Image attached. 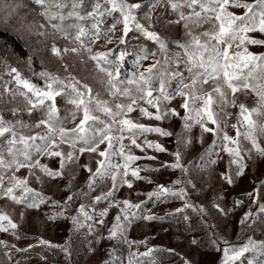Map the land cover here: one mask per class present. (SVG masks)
Wrapping results in <instances>:
<instances>
[{
	"label": "snow or ice",
	"instance_id": "6c2138e0",
	"mask_svg": "<svg viewBox=\"0 0 264 264\" xmlns=\"http://www.w3.org/2000/svg\"><path fill=\"white\" fill-rule=\"evenodd\" d=\"M30 3L33 8H28L23 0H0V17L5 24L17 19L18 31H27L45 40L51 38L48 50L60 61L65 75L61 77L48 70L43 60L41 70L36 72L32 68L34 56L29 54L26 64L32 76L44 81V86L40 87L9 64L6 57L2 58L10 79L0 91V201H3L0 233H10L17 241L22 238L12 218L17 210L7 211L10 204L21 206V220L27 210L39 211L41 205H46L60 209L45 213L48 220L63 218L71 221L73 230L87 229L86 237L94 238L87 241L89 252H95L94 245L102 240L116 241L128 246L127 264H140L135 259L138 254L131 249L133 245L147 242L128 239L131 225L139 219L163 221L165 217L137 215L132 210L141 209L146 201L133 203L127 198L117 199L116 193L125 185L133 189L134 181L154 183L150 176L140 173L159 172L160 168L148 165L129 168L131 162L157 159L156 155H135L133 147L141 152H145V146L157 153L168 152L158 139H148L147 134L177 137V150L168 152L174 162H162L161 167L179 169L185 178H178L168 186L157 183L153 190L136 192V195L146 196L148 200L163 198L165 202L169 197L179 199L183 207L177 208L176 213L190 208L201 217L207 215L203 205L188 199L189 186L195 194L200 190L189 176L192 162L189 167L182 163L181 144L185 149L193 147L194 141L203 146L205 134H210L212 142L200 155L202 163L195 167L210 171L224 158L221 153H226L227 166L219 176L228 185L244 175L246 160L264 158V51L250 50V46L264 48V0H30ZM22 9L27 12L21 14ZM157 11L170 12L172 18L160 20L154 16ZM33 13L44 22H28V15ZM107 18H111V24L102 27ZM89 21L90 26L86 27L85 22ZM158 22L163 23L165 29L174 26L182 30V36L172 38L163 34L157 30ZM130 33L150 41L154 50L145 47L129 53L130 39L137 38L130 37ZM58 38L69 41L71 46L59 47ZM69 54L80 58L81 64L94 63L109 99H102L99 91L93 94L88 83L72 75L64 62ZM129 55L135 56V70L122 78ZM148 60L152 63L144 68L143 62ZM141 68L144 70L139 71ZM154 80L158 81V87L154 86ZM173 80L176 87L170 90ZM13 83L15 87H10ZM249 95L255 97L251 107L240 99L243 96L246 100ZM58 97L72 106L63 118L59 115ZM19 102L24 106L18 107ZM237 108V113L229 111ZM132 113L137 115L131 117ZM25 116L31 123L25 122ZM233 116L234 123L230 122ZM145 118L148 123L144 122ZM172 119L182 121L181 132L174 134L151 123ZM66 123L72 126L66 127ZM197 126L199 135L194 137L192 131ZM229 128L235 130V136L229 134ZM25 129L42 131L26 135ZM140 137L144 138L142 142H138ZM65 145L67 148L63 147ZM86 154L87 160L82 162L81 157ZM114 157L121 158L123 163L114 162ZM45 158H56L58 167L42 162ZM22 169L26 175L20 174ZM80 170L87 173L85 186L72 191ZM59 180H66L63 190L70 193L62 202L43 193L46 181ZM109 180L111 186L105 190L102 186ZM31 185H39V189ZM176 185L180 187L177 189ZM97 188H100L99 194L91 195ZM245 195L253 197L252 192ZM79 197L91 202L80 203L75 215H67ZM242 203L239 199L234 201L235 206ZM213 207L227 215L215 201ZM113 208L117 212L105 236L101 230L106 227ZM259 217H264V203L259 204L255 214L251 208L244 213L239 221L241 228H253ZM183 218L190 219L187 214ZM210 227L215 228V225ZM198 243L195 238L191 240L192 245ZM209 243L215 251L222 252L221 264H236L246 253H252L247 264H264V260L258 259L264 257V239L249 236L245 243L235 246L213 232ZM39 244L59 249L67 264H72L70 242L60 245L40 239ZM31 247L33 245L20 248L0 239V250L7 264H21L20 260H14L13 252H28ZM116 251L115 247L107 249L108 259L103 264H123ZM152 251L148 248L139 255L148 256ZM41 259L46 260L43 256ZM5 260H0V264H5ZM184 264L192 262L185 259Z\"/></svg>",
	"mask_w": 264,
	"mask_h": 264
},
{
	"label": "rangeland",
	"instance_id": "374dc122",
	"mask_svg": "<svg viewBox=\"0 0 264 264\" xmlns=\"http://www.w3.org/2000/svg\"><path fill=\"white\" fill-rule=\"evenodd\" d=\"M23 2L28 6V8H33L34 6L31 5L30 0H23ZM130 2H134L133 0H130ZM27 12V9H22L21 14H24ZM28 22H32L33 20H39L40 22H44L41 18L36 17L35 14H29L27 17ZM166 21V19H165ZM20 25L17 19H13L9 24H5L3 21V18L0 17V31L5 32L8 35H11L12 37H15L20 40V42L26 47V49L29 51L30 54H33L35 58L41 63V60L44 61V65L51 71L58 73L60 76H64L65 73L63 69L60 66V61L51 55L50 51L48 50L51 45V38H48L45 40L43 37H39L36 35H30L27 31H18ZM163 28L164 24H163ZM169 32V34L174 38H179L182 36V30L177 29L176 27H171L168 29H165ZM57 45L59 47L63 46H71L69 41H65L63 39H57L56 41ZM250 50L254 52L258 51H264V48H260L259 46H250ZM65 63L69 65V71L72 73V75L76 76L77 78L81 79L83 82L88 83L89 85H95L96 89L101 93V97L107 96V94L103 91L102 85L100 84V77L97 74V72L94 69V63L91 61H88L86 64H81L80 58L76 57L73 54H69L65 57ZM10 78H8L6 81H8ZM95 83V84H94ZM10 87H15V84H11ZM156 95V93H154ZM242 101H244L249 107L254 106L255 104V97L254 95H249V97L245 100L243 96L240 97ZM173 103H176V101H173ZM23 104L22 102L18 103ZM17 104V105H18ZM229 111L233 113L238 112L237 109H229ZM183 114V113H182ZM137 113L130 114L131 117L136 116ZM144 122L148 123L147 119L145 118ZM232 123L235 122V116L231 118ZM153 124H159L160 126L172 131L174 134L181 132V126L182 121L179 119H172L170 121H164V122H155L152 121ZM229 134L235 136V130L229 128ZM192 135L194 137H197L199 135V129L198 126L193 129ZM148 139L152 140H159L163 144V146L168 149V152H175L177 150V143L176 139L177 137L173 135L172 137H157L156 134H147ZM143 137H140L138 139V142L143 141ZM213 137L210 134H205V142L204 145L201 146L198 142L194 141V146L185 149L183 145L181 144L180 150L182 152V163L185 164V161H191V159L194 160L192 173H190V178L193 179L196 183L197 189H199V194H195L192 192L190 186L188 188L189 191V197L188 199L196 204V205H203L207 210V215H204L201 217V220H203L204 223L208 225V229L210 231V234L213 232L217 233L219 236H222L226 238L232 245L240 246L243 243H245L248 239V237H245L246 232H250L251 228H248L245 226L243 229L241 228V225L239 223L240 219L243 217L244 213L249 211L251 208L252 212L259 208L260 203H264V186H262L264 183V158L254 157L253 160H246L245 163L247 164V167L245 169V173L243 176L237 178L235 180V183L233 185H228L225 181H223L220 176L219 172H222L226 169L227 166V154L221 153V155L224 157L222 160H218L217 164L212 167L210 171H200L195 165L201 164L200 155L205 151L207 146L211 144ZM125 143H129V141L125 140ZM262 146H264V138H262ZM64 148H67V146H63ZM217 150H219V144L217 146ZM127 151V150H126ZM168 152L165 153H157L154 152L153 149H149L145 146V152H141L140 149H135L133 147V154L138 156H144L147 155H156L157 159L155 161H158L160 163L162 162H168L173 163L174 157L168 155ZM207 157L205 156V160ZM87 160V154L85 156L81 157V161L84 162ZM114 162L117 163H123V160L119 157L113 158ZM144 161V159L131 162L129 165L130 170L132 168H137L139 165ZM42 162L49 163L52 167H58L56 158H53L52 160H48L45 158ZM94 166V164H93ZM235 167V166H233ZM20 174L26 175L25 170H21ZM87 178V173H85L83 170H80V174L76 177V180L74 181V186H85ZM131 179V177L129 176ZM185 177L183 174H181L179 179H184ZM62 184L61 186H57L56 183L58 181H53V185L55 189L52 190V194H55V199L59 201H63L66 199V196L70 193L64 191V186L66 184V180H61ZM140 180L134 181L133 183V189H128L125 185L122 188H119L116 193L117 199H130L134 198V191L135 188L140 184ZM245 185H247L246 190L244 189ZM34 187L39 188V185H31ZM111 186L110 180L105 183L102 187L107 190L108 187ZM262 186V187H261ZM59 189H58V188ZM248 188V189H247ZM243 191V192H242ZM100 188H97V191L92 193L91 195L99 194ZM252 192L253 197L249 198L246 193ZM220 196H223V199H219ZM242 200L243 203L239 206H235L234 201L235 200ZM88 201L90 199H86L84 197H81L73 206L71 205L72 213L67 212V215H75L76 209L79 207L80 203L89 204ZM220 204L221 207H223L227 211V215H224L220 213L216 208L213 207V202ZM253 201H256V203H253ZM0 206H3V201H0ZM21 206L16 205H9L7 208V211L10 213L12 212V209L15 208L17 211L13 215V220L18 224V232L27 233V230L25 228L32 227L31 230L34 231L36 236L39 239H44L47 241H50L51 243L64 245L66 242H70V248L72 250V257L71 262L74 264V253L77 252L76 250L78 247L76 245L81 246V250L79 249V256L77 255L76 259L77 264H103V261L108 259L107 255V249L111 247H115L117 250L120 245L122 247H126L128 249V246L123 243H117L116 241H109V240H102L98 245L95 246V252H89L87 249V241L93 240L94 238L91 236H87L83 234L80 240L75 242L73 244V240L69 238V235H64L63 237H60V233L63 232L62 224L64 220H61L58 222V218L56 220H48L46 219L44 222L42 221L41 214L39 212L35 211H29L25 212L24 218L21 220L19 217V209ZM90 211V209H88ZM230 210V211H228ZM50 211V210H49ZM60 211V209H56L53 211H50V214L53 212ZM99 211V208L97 209ZM117 209L113 208L109 212V216L106 220V227L102 229L103 235L107 236V227L111 226L112 218L116 214ZM201 216V215H200ZM66 220V219H65ZM38 221V222H37ZM67 225H70L73 227L70 220H66ZM251 223V221H249ZM42 225L40 228H35L36 225ZM140 225V224H137ZM153 225V224H151ZM148 226L144 225V239L149 244L153 241V235H155V231L157 226ZM211 225H215V228L210 227ZM148 226V227H147ZM264 227V224L262 225ZM161 228V226H160ZM139 226L131 227L130 230L127 233L128 239L133 234V230H138ZM40 230V231H39ZM170 230L173 229L170 228ZM87 231V229H86ZM39 234V236L37 235ZM22 237V234H20ZM174 235V232L173 234ZM252 236L254 239L259 240L255 234L252 233ZM56 239H60V242H57ZM0 239L7 240L10 244L11 243H22L24 241L23 239H20L19 241L15 240L14 237L11 236L10 233H0ZM152 239V241H151ZM178 241H180V248L187 256L186 259L190 260L192 264H221L222 259V252H213V254H208L207 251L202 250L201 247H198L196 245H192L191 241L180 238ZM74 245V246H73ZM223 247V245H221ZM116 251V255H117ZM45 257L46 260H42L41 257ZM14 258V257H13ZM0 260H5L2 254V250H0ZM14 260H18L15 259ZM21 264H67V261L65 259L64 254L61 252L60 258L56 255H47L44 256L42 252L37 253L33 257H30L29 260L20 261ZM5 264H7L5 260Z\"/></svg>",
	"mask_w": 264,
	"mask_h": 264
},
{
	"label": "trees",
	"instance_id": "16d2710c",
	"mask_svg": "<svg viewBox=\"0 0 264 264\" xmlns=\"http://www.w3.org/2000/svg\"><path fill=\"white\" fill-rule=\"evenodd\" d=\"M134 1V0H133ZM90 10V9H89ZM118 15V14H116ZM142 13H140V16L142 17ZM154 16L159 18L160 20H165L168 18H172L170 12H163V11H157L154 13ZM112 22L111 18L106 19L105 25H102V27H107ZM68 23V22H66ZM90 21L85 22V26H90ZM157 30L161 31L163 34L168 35L172 37L167 30L163 28V23L157 24ZM74 34V33H73ZM130 37L136 36L137 38L130 39V42L128 44L127 50L129 53L135 52L139 48H149L154 50V46L150 41L145 40L143 37H139V34H129ZM174 38V37H172ZM175 50V49H174ZM29 51L26 49V47L20 42L19 39L12 37L11 35L6 34L3 31H0V91L3 90L5 86L6 80L9 78L7 73V68L5 64L3 63L2 58H7V62L11 64L13 67H17L18 70L22 73L23 76L31 78L33 83H36L38 86L43 87L44 81L32 76V73L29 71L28 66L26 64L27 57L29 55ZM34 56V55H33ZM135 59L134 55H129L126 57L124 68L122 69V78L130 75L135 69L133 67V61ZM152 63L151 60L144 61V68H147L148 65ZM46 67V66H45ZM32 68L35 69L36 72H39L41 70V63L35 58L33 59ZM47 68V67H46ZM144 68L139 69V71H143ZM48 69V68H47ZM49 70V69H48ZM51 71V70H50ZM53 72V71H52ZM55 73V72H54ZM185 76H187V72L184 73ZM62 77V76H61ZM95 84V83H94ZM93 88V94L97 92L96 84L90 85ZM154 86L158 87V81L154 80ZM176 87V81L173 80L170 85V90L174 89ZM102 99H109L108 96L101 97ZM11 105H9L10 107ZM18 107H23V104H18ZM57 106L60 109V117L63 118L65 115L68 114V111L71 110L72 106L66 104L65 100L58 97L57 98ZM39 115V113H37ZM10 118V117H9ZM24 120L26 123H31V121L28 120L27 116L24 117ZM66 127H71L72 125L70 123H66ZM24 134L26 135H33L37 131H42V129H32L31 131L23 130ZM2 143V141H0ZM189 162H192V165L189 167ZM194 160L191 159V161H185V166L189 167V175L192 173ZM144 165H148L149 167H156L160 168L159 172H153V173H147V172H141L140 174L142 176H150V178L154 181L153 184H148L143 180H140V184L135 188L134 191V198H132L133 203H137L141 200H145L146 203L142 205L141 209L136 210L133 209L132 211H135L137 215H155V216H164L165 219L163 221L160 220H152V221H146V220H136L131 227L139 226L138 230H133V234L130 237L129 240L133 241H145L144 236L142 233H144V225L150 226H157L155 231V235H153V241L151 239V243H146V245L141 244L139 246L133 245L132 251L136 252L138 255L135 257L136 260L140 262V264H184V260L186 259L185 253L180 248V241H178L180 238L187 239L191 241L193 238H195L199 243L196 245L198 247H201L202 250L207 251L208 254H213L215 252L214 248L210 245V231L208 229V225H206L201 220V216L197 213L193 212L192 209H185L184 212L176 213L177 208L183 207V202L179 199L171 198L169 197L167 201L165 202L163 198L159 201L155 200L153 198L152 200H148L146 196H137L136 192H148L153 190V188L156 186L157 183L164 184L165 186L171 185L173 181L177 180L181 176V172L179 169L172 170V169H165L161 167V163L158 161H150L147 159H144L142 163L139 165V167H143ZM53 181H46L45 186L43 188V193L46 196H52L53 199H55V194H52V190L55 189L53 185ZM62 181L59 180L56 185L61 186ZM264 186V184L262 185ZM261 186V187H262ZM84 186H77L73 185L72 191H79ZM177 189L180 187L179 185L175 186ZM247 185H245L244 189L246 190ZM58 188V187H57ZM39 189V188H38ZM59 189V188H58ZM248 189V188H247ZM56 190V189H55ZM57 191V190H56ZM243 192V191H242ZM81 197L77 198L76 202ZM56 200V199H55ZM75 202V203H76ZM91 201H88L90 203ZM75 206V204H73ZM102 206V205H101ZM51 210H55V208L41 205V208L39 211L37 210H27L29 211H35L39 212L41 214L42 221L44 222L47 218L45 216V213L50 214ZM258 211V208L254 211V214ZM72 209L70 210V213H72ZM168 213H173V215H167ZM187 214L189 216V220H184V215ZM61 220L63 224V232H61L59 235L60 237H63L64 235H69V238L73 240V244L75 242L77 243L78 240L81 239L83 234L86 233V228H81L78 231L73 230V227L70 225H67V222L65 219H59L58 222ZM264 220V217H259L257 219L256 225H254L253 228H251L250 232H246L245 237H249L250 235L255 234L259 240L264 239V227L262 226L264 223L261 221ZM38 222V221H37ZM140 224V225H137ZM147 226V227H148ZM161 226V228H160ZM33 227V226H32ZM32 227H27L25 230H27V233H20L22 234V238L24 241L22 243H15L20 248H27L29 245H33V247L29 248L28 252L23 253H15L13 252V257L15 259H18L20 261L29 260L30 257H33L37 253L42 252L44 256H47L48 254L51 256L56 255L60 258L61 252L59 249H52L49 248L47 245H41L39 244V238L35 235V230H31ZM42 225H36L35 228H40ZM173 229L174 235L172 230ZM40 231V230H39ZM39 236V234H37ZM57 242H60L61 240L56 239ZM55 244V243H52ZM59 244V243H58ZM74 246V245H73ZM78 248L76 250H81L80 245H76ZM148 248H152L153 251L148 256H142L139 255L140 253H144L148 250ZM169 249L173 251H168ZM75 252L74 255V264H77L76 257L79 256V252ZM128 251L129 249H126V247H122V245L119 246L117 250V256L121 257L123 264H127L128 259ZM252 258V253H246L244 257L241 258V261H237L236 264H247L248 259ZM258 259L264 260V257H259Z\"/></svg>",
	"mask_w": 264,
	"mask_h": 264
}]
</instances>
